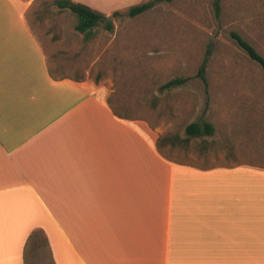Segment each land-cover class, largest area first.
Masks as SVG:
<instances>
[{
  "label": "crops",
  "instance_id": "obj_1",
  "mask_svg": "<svg viewBox=\"0 0 264 264\" xmlns=\"http://www.w3.org/2000/svg\"><path fill=\"white\" fill-rule=\"evenodd\" d=\"M36 5L0 0V264H264V170L165 159L110 80L53 78Z\"/></svg>",
  "mask_w": 264,
  "mask_h": 264
},
{
  "label": "rangeland",
  "instance_id": "obj_2",
  "mask_svg": "<svg viewBox=\"0 0 264 264\" xmlns=\"http://www.w3.org/2000/svg\"><path fill=\"white\" fill-rule=\"evenodd\" d=\"M76 1L111 16L143 0ZM57 16L72 20L68 12ZM111 17V31L99 23L86 41L67 22L65 39L54 42L52 32L44 36L47 41L38 39L46 56L56 50L75 52L78 44L81 75L101 73L112 92L121 76L153 84L146 97L155 104L140 100L133 117L159 135L176 132L184 137L190 122L212 125V133L194 137L188 151L161 147L169 160L197 168L246 164L264 170V97L248 88L264 90V72L232 35L238 33L264 55V0H159L140 17ZM180 77L185 78L181 85L160 88ZM241 103L246 109L256 103V108L242 113ZM200 143L206 144L202 150L195 148ZM254 146L258 156L249 153ZM27 258V264H51L41 247L30 248Z\"/></svg>",
  "mask_w": 264,
  "mask_h": 264
},
{
  "label": "trees",
  "instance_id": "obj_3",
  "mask_svg": "<svg viewBox=\"0 0 264 264\" xmlns=\"http://www.w3.org/2000/svg\"><path fill=\"white\" fill-rule=\"evenodd\" d=\"M37 5L35 9L32 11V18L36 21H44V19H48L49 26L46 30V33L53 32L51 36L52 40H55L58 36L56 35V28H59V23L65 24V22L70 23L75 31L81 33L83 35V40H88L94 36L93 29L99 24L104 22V26L108 31L113 29V24L108 22L105 18V14L96 9L87 5L85 3L76 1V0H35ZM159 0H143L139 3L132 4L125 8L124 10H114L111 16L116 17H128L130 19L137 18L142 16L148 10H151L155 4ZM172 1V0H165ZM52 7H55L57 10H52ZM69 13L72 17V20L68 18L65 19L57 16V14L61 13ZM71 21V22H70ZM73 21V22H72ZM233 37L236 40L238 46H240L246 55L254 61L264 72V55L260 53L251 43L245 40L242 36H240L236 32H232ZM70 41L69 37L67 38ZM49 62L51 63V68L49 69L50 75L55 79L61 78H71L73 80L81 81L83 80L85 75H81L79 72V60H80V52L79 46L77 44L76 51L73 50H57L52 53H49ZM76 64V66H75ZM78 64V65H77ZM204 69V63L200 69V72ZM102 78L101 73H97L93 79L95 82ZM185 82V78H174L163 85L160 88H173L181 85ZM153 88V84H146L139 81H135V79L127 80L124 76H121L119 81L115 82L114 91L107 97L106 102L109 106L111 112L114 116L119 119H137L133 117V112L135 111V106L142 100L144 103L151 102L150 105H154L155 101L147 100L152 99L146 97L147 94L151 93L150 91ZM250 90H253L260 97H264V90H258L256 86L250 85L248 87ZM139 94H141L139 98ZM252 104L250 105V107ZM254 109L256 108V103ZM252 106V107H253ZM250 107L246 109L243 103L240 104V108L244 113L245 111H249ZM263 114H264V106H263ZM153 126V125H152ZM185 136L181 137L176 132H166L164 134L159 135L155 140V146L159 150L160 154L166 158L160 151L161 147L165 146L169 149H183L188 151V149L192 146V139L194 137H199L203 133L211 134L212 133V125L204 122H190L184 128ZM206 144L200 143L195 146V148H199L202 150V147ZM259 149L257 146H254L249 153H254L258 156ZM169 160V159H168ZM26 264V256L25 263Z\"/></svg>",
  "mask_w": 264,
  "mask_h": 264
},
{
  "label": "water",
  "instance_id": "obj_4",
  "mask_svg": "<svg viewBox=\"0 0 264 264\" xmlns=\"http://www.w3.org/2000/svg\"><path fill=\"white\" fill-rule=\"evenodd\" d=\"M105 18H106L108 21H110V20L112 19L111 16H106Z\"/></svg>",
  "mask_w": 264,
  "mask_h": 264
}]
</instances>
